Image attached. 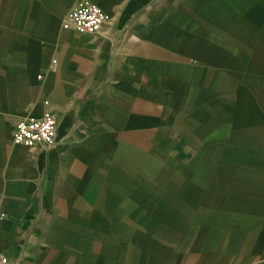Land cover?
Returning <instances> with one entry per match:
<instances>
[{
	"label": "crops",
	"instance_id": "crops-1",
	"mask_svg": "<svg viewBox=\"0 0 264 264\" xmlns=\"http://www.w3.org/2000/svg\"><path fill=\"white\" fill-rule=\"evenodd\" d=\"M77 1L0 0V257L264 264V0Z\"/></svg>",
	"mask_w": 264,
	"mask_h": 264
},
{
	"label": "built area",
	"instance_id": "built-area-1",
	"mask_svg": "<svg viewBox=\"0 0 264 264\" xmlns=\"http://www.w3.org/2000/svg\"><path fill=\"white\" fill-rule=\"evenodd\" d=\"M103 10L91 0H78L66 14L62 27L83 35L98 33L106 23ZM57 120L54 114L46 112L41 118H23L16 124L12 141L27 148L44 149L55 143ZM0 264H15L7 257L0 258Z\"/></svg>",
	"mask_w": 264,
	"mask_h": 264
},
{
	"label": "rangeland",
	"instance_id": "rangeland-1",
	"mask_svg": "<svg viewBox=\"0 0 264 264\" xmlns=\"http://www.w3.org/2000/svg\"><path fill=\"white\" fill-rule=\"evenodd\" d=\"M2 257H4V256H2ZM1 258V257H0Z\"/></svg>",
	"mask_w": 264,
	"mask_h": 264
}]
</instances>
